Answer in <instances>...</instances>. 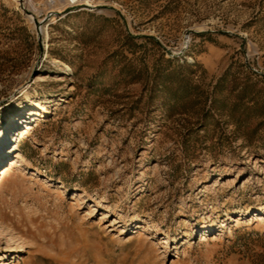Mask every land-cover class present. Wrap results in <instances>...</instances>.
Masks as SVG:
<instances>
[{
    "label": "rangeland",
    "instance_id": "obj_1",
    "mask_svg": "<svg viewBox=\"0 0 264 264\" xmlns=\"http://www.w3.org/2000/svg\"><path fill=\"white\" fill-rule=\"evenodd\" d=\"M1 131L0 264H264V0H0Z\"/></svg>",
    "mask_w": 264,
    "mask_h": 264
},
{
    "label": "bare ground",
    "instance_id": "obj_2",
    "mask_svg": "<svg viewBox=\"0 0 264 264\" xmlns=\"http://www.w3.org/2000/svg\"><path fill=\"white\" fill-rule=\"evenodd\" d=\"M29 17H30V16H29ZM49 64L53 65V62H49ZM32 105H33V104H32ZM37 109H38V108H37ZM44 109H45V107L42 106V107H41V110H44ZM34 110H36V107H35V106H32V107H31V111H30L29 114H32ZM4 138H5V132H4V131H1V132H0V140H2V139H4ZM57 153H59L60 155H63V152H62V151H59V152H57Z\"/></svg>",
    "mask_w": 264,
    "mask_h": 264
}]
</instances>
